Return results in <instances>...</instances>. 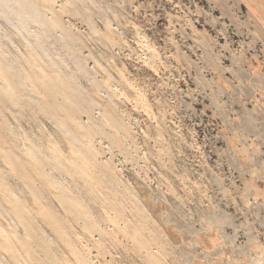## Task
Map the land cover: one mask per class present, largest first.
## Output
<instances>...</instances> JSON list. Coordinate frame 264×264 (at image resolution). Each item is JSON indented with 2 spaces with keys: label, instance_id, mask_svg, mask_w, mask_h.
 <instances>
[{
  "label": "clouds",
  "instance_id": "clouds-1",
  "mask_svg": "<svg viewBox=\"0 0 264 264\" xmlns=\"http://www.w3.org/2000/svg\"><path fill=\"white\" fill-rule=\"evenodd\" d=\"M194 4L165 29L143 0H0V32L43 39L66 81L29 130L97 205L112 264H264V0ZM36 255L0 228V264Z\"/></svg>",
  "mask_w": 264,
  "mask_h": 264
},
{
  "label": "rangeland",
  "instance_id": "rangeland-1",
  "mask_svg": "<svg viewBox=\"0 0 264 264\" xmlns=\"http://www.w3.org/2000/svg\"><path fill=\"white\" fill-rule=\"evenodd\" d=\"M143 2L146 8L149 3L152 5L147 8L148 20L156 17L155 23H163L165 29L169 24L179 29L177 21L183 23L185 15L193 28L198 22L192 21L194 0ZM143 16L144 9L141 21L147 24ZM17 38L0 32V101H9L0 102V228L14 224L18 232L31 239L37 247L33 264H112L113 255L106 243L108 229L100 222L97 205L65 184L55 163L41 158L39 145L29 130L30 117L31 123H43L42 117L47 115L38 102L39 96H43L41 89L52 93L66 81L42 67L41 61L45 65L54 62L40 51L43 48L48 52L43 39L23 36L27 42L20 47ZM25 65L32 67V71ZM144 66L149 71H159L153 64L145 62ZM18 68L27 74L23 79L22 74L16 73ZM45 156L49 162L54 159Z\"/></svg>",
  "mask_w": 264,
  "mask_h": 264
}]
</instances>
